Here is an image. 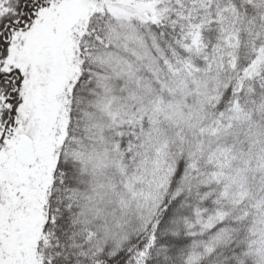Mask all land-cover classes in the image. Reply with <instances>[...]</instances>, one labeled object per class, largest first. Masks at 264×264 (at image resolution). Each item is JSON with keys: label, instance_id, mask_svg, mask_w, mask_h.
<instances>
[{"label": "snow or ice", "instance_id": "obj_1", "mask_svg": "<svg viewBox=\"0 0 264 264\" xmlns=\"http://www.w3.org/2000/svg\"><path fill=\"white\" fill-rule=\"evenodd\" d=\"M0 264H264V0H0Z\"/></svg>", "mask_w": 264, "mask_h": 264}]
</instances>
